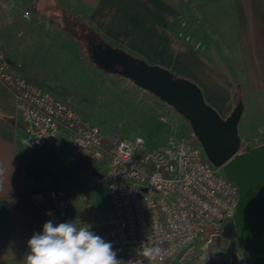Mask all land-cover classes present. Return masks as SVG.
Masks as SVG:
<instances>
[{
    "label": "crops",
    "instance_id": "1",
    "mask_svg": "<svg viewBox=\"0 0 264 264\" xmlns=\"http://www.w3.org/2000/svg\"><path fill=\"white\" fill-rule=\"evenodd\" d=\"M192 15L214 17L220 27L229 28L226 42L231 44L229 50L237 47L239 60L235 64L230 51L235 78L200 51L203 40L198 34L191 40ZM62 20L85 26L103 42L193 82L224 119L233 112L240 92L243 117L249 107L239 126L240 137L264 145V0H0V49L16 73L30 80L24 53L30 36L33 42L44 40L38 35L45 25L52 30L48 39L53 42V34L61 31L56 22ZM75 155L69 134L43 153L30 148L13 100L0 99V264H25L27 241L49 220L30 194L49 188L62 191L63 184L51 172L58 171L64 158L71 161ZM78 214L72 204L70 217Z\"/></svg>",
    "mask_w": 264,
    "mask_h": 264
},
{
    "label": "built area",
    "instance_id": "2",
    "mask_svg": "<svg viewBox=\"0 0 264 264\" xmlns=\"http://www.w3.org/2000/svg\"><path fill=\"white\" fill-rule=\"evenodd\" d=\"M0 86L13 98L15 117L30 148L43 153L69 134L74 150L93 161H109L105 181L111 227L106 233L98 234L99 225L91 219L70 217L72 201L65 192L30 194L49 220L90 226L112 243L124 264H170L206 236L210 227L222 232L233 228L239 189L221 168L209 163L193 132L169 138L163 149H150L139 137L107 135L63 100L16 73L1 49ZM259 143L258 139L243 142L240 152ZM145 249H152V254L145 256ZM229 264L251 262L242 252Z\"/></svg>",
    "mask_w": 264,
    "mask_h": 264
},
{
    "label": "rangeland",
    "instance_id": "3",
    "mask_svg": "<svg viewBox=\"0 0 264 264\" xmlns=\"http://www.w3.org/2000/svg\"><path fill=\"white\" fill-rule=\"evenodd\" d=\"M208 14L212 16V12ZM192 17H194L193 19L190 17L192 25L188 26L192 34L191 40L198 34L199 41L203 40L200 48L198 47L200 51L210 55L211 57L208 56L210 60L235 78L234 68L230 64L232 61L228 60V56L230 51L235 58L238 54L237 47L229 50L231 44L226 42L229 28H224L223 25L220 27L214 17L209 19L199 15ZM56 23L59 24L61 31L60 34H53V42L48 39L52 30L45 25L41 26L42 35H38V39L43 36L44 40L41 38L42 41L33 42L34 37L30 36L29 44L26 45L28 49L24 52L30 81L80 112L105 134L115 133L128 139L139 137L150 149H163L169 138L180 139L192 132L189 123L158 98L137 88L130 80L100 70L91 58L88 41L76 32L77 29L72 31L68 22L63 20ZM88 33L91 34L90 31ZM235 58L232 60L238 65L239 60ZM236 81L239 84L244 83L240 78H236ZM6 97L13 100L6 90L4 93L0 92V99L5 100ZM248 114L249 107L243 120L247 119ZM162 117H166L168 122H162ZM76 153L71 161L67 157L64 158L59 164L58 171L51 172V177L56 174V181L60 180L64 186L61 190L70 198L74 209L78 213L80 211L79 216L73 219H91L99 225L97 233L104 234L111 227V203L105 179H98L92 172H99L105 178L107 161L106 159L93 161L91 157L79 151ZM86 170L90 173L88 174ZM50 189L55 188L48 190ZM214 233H220V237L211 236ZM236 250L243 252L234 228H226L224 232L218 228L214 230L209 228L206 236L180 254L171 264H229Z\"/></svg>",
    "mask_w": 264,
    "mask_h": 264
},
{
    "label": "water",
    "instance_id": "4",
    "mask_svg": "<svg viewBox=\"0 0 264 264\" xmlns=\"http://www.w3.org/2000/svg\"><path fill=\"white\" fill-rule=\"evenodd\" d=\"M91 58L100 70L130 80L189 123L209 163L221 168L224 177L239 189L233 228L243 253L251 264H264V145L247 146L240 152L244 102H238L224 119L206 103L196 84L165 68L149 65L104 43L92 46ZM92 175L104 179L99 172L93 171Z\"/></svg>",
    "mask_w": 264,
    "mask_h": 264
},
{
    "label": "clouds",
    "instance_id": "5",
    "mask_svg": "<svg viewBox=\"0 0 264 264\" xmlns=\"http://www.w3.org/2000/svg\"><path fill=\"white\" fill-rule=\"evenodd\" d=\"M51 215V213H48ZM25 264H124L117 258L111 242L88 227H78L75 220L54 223L48 220L42 232L27 241ZM152 249H145L150 256Z\"/></svg>",
    "mask_w": 264,
    "mask_h": 264
},
{
    "label": "trees",
    "instance_id": "6",
    "mask_svg": "<svg viewBox=\"0 0 264 264\" xmlns=\"http://www.w3.org/2000/svg\"><path fill=\"white\" fill-rule=\"evenodd\" d=\"M68 22V26H69V28H71V30L72 31H75L76 29H77V31L76 32H78L82 37H83V39H85V40H87L88 41V43L89 42H92V43H103V41L100 39V38H98L95 34H93L90 30H88L87 28H85V26H82V25H78V24H76V23H74V22H70L69 20L67 21ZM88 31H90L91 32V34L90 33H88ZM70 34H72V35H74L72 32H69ZM89 45V44H88ZM89 47H90V45H89ZM212 63L214 64V66H216V67H218V65L216 64V63H214L213 61H212ZM222 69V71H225L223 68H221ZM0 90H1V93H2V90H3V88L0 86ZM4 91V90H3ZM4 93V92H3ZM240 101H242V99L241 98H239L238 99V97H237V102H236V104L238 103V102H240Z\"/></svg>",
    "mask_w": 264,
    "mask_h": 264
},
{
    "label": "flooded vegetation",
    "instance_id": "7",
    "mask_svg": "<svg viewBox=\"0 0 264 264\" xmlns=\"http://www.w3.org/2000/svg\"><path fill=\"white\" fill-rule=\"evenodd\" d=\"M95 44H97V43H95ZM99 44V43H98ZM89 45H90V49L92 50V46L94 45V43H90L89 42ZM105 179V178H104Z\"/></svg>",
    "mask_w": 264,
    "mask_h": 264
}]
</instances>
